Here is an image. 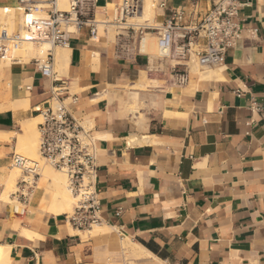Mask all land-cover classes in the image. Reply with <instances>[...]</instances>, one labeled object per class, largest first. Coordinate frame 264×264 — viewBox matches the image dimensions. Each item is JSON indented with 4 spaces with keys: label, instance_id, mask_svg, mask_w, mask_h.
<instances>
[{
    "label": "crops",
    "instance_id": "crops-1",
    "mask_svg": "<svg viewBox=\"0 0 264 264\" xmlns=\"http://www.w3.org/2000/svg\"><path fill=\"white\" fill-rule=\"evenodd\" d=\"M16 1L0 0V11ZM151 1L154 16L134 24V35L111 39L112 24L96 40L87 28L71 35L56 72L95 137L102 230L77 231L49 214L42 178L32 202H19L24 212L12 213L2 196L17 138L0 140V264H264V0H237L241 38L221 67H208L218 70L210 78L191 49L177 57L173 48L165 61L141 51L146 34L157 37L147 22L162 25L178 8L188 27L206 3ZM119 2L97 0L95 19L112 23L109 6ZM173 64L188 73L185 85L168 73ZM60 85L33 62L0 69V132L19 134ZM22 99L27 108H10Z\"/></svg>",
    "mask_w": 264,
    "mask_h": 264
},
{
    "label": "built area",
    "instance_id": "built-area-1",
    "mask_svg": "<svg viewBox=\"0 0 264 264\" xmlns=\"http://www.w3.org/2000/svg\"><path fill=\"white\" fill-rule=\"evenodd\" d=\"M204 2L207 10L199 23L182 26V14L174 9L172 16L162 25L144 26L156 33L159 58L165 61L175 48L177 57H184L191 49L200 67H221L226 52L241 38L242 27L237 16V0H193ZM163 8L165 0H156ZM97 0H67V9H57V0H17L13 10L19 15L16 31L0 29V61L22 64L14 52L26 43H48L46 58H32L37 72L51 83H60L50 88V97L43 105L33 107L40 121L38 132V153L43 162L65 175L67 189L75 203L70 213L64 214L65 221L75 230H91L103 223L102 209L97 196L98 173L97 150L92 128L87 120L76 113L78 97L68 92L63 82L56 79L53 48L67 47L69 38L80 29L87 28L90 39L98 38V27L112 24L119 28L117 39L126 38L123 32L131 31L127 20L140 14L142 0H120L111 10L112 23L95 19ZM45 7V8H43ZM8 8L2 9L4 13ZM139 27H137L138 29ZM142 33V31H139ZM130 39L133 38L130 36ZM201 41L203 44H201ZM201 44V48L198 46ZM193 47V48H192ZM182 65H168V73L177 85L188 82V73ZM29 89V87H27ZM11 167L20 171V176L11 196L23 204L28 203L34 192L39 175V162L29 160L15 152L11 155ZM118 214V213H117Z\"/></svg>",
    "mask_w": 264,
    "mask_h": 264
},
{
    "label": "bare ground",
    "instance_id": "bare-ground-1",
    "mask_svg": "<svg viewBox=\"0 0 264 264\" xmlns=\"http://www.w3.org/2000/svg\"><path fill=\"white\" fill-rule=\"evenodd\" d=\"M66 1L67 0H57V9L65 10L66 3H67ZM2 8H4V7H2ZM43 8H45V7H43ZM6 12H9L6 19H3L2 16L0 15V20H4V22L6 20L12 29L14 27L15 10L9 8L6 10ZM1 13L6 14L3 12V10H1ZM152 15H153V3H152V1L151 0H144L142 15L138 14V15H135V16L129 18L127 20L126 24L127 25L137 24V26L138 25L143 26L141 23L145 22L146 20L151 19ZM147 23H146V26H147ZM151 24H153V23H151ZM7 27H9V26H7ZM49 48H50V45L46 42L40 43V44H34V43L30 42V43H26V44L22 45V47H20L17 51L14 52V54L19 56L17 58H19L20 61H23L24 59L28 61L32 58L41 57L42 55H44V53L46 51L49 50ZM157 49H158V47L155 44L154 38H152L149 34H146L142 38L141 51L144 53H153ZM68 51L69 50L67 47H55L54 58L56 61V65L59 69V76L63 74V71L67 65V53H68ZM0 62H1L0 63V69L5 68V67L8 68L10 65L8 63V61H0ZM4 64H6V65L4 66ZM217 71L218 70L212 71L208 67H205V71L202 73V76L206 77V78H210V77L214 76ZM28 102L29 101H27V99H22V100L15 101V102L13 101L11 104H9V103L8 104H9L10 108L15 111L19 108H27ZM38 120H39V117H36V118L29 119V120H26V121L21 123L20 133L18 134L19 136L15 135L16 138L18 137L17 138L18 146H17V149H15V153L22 155L23 157H25L29 160L39 162V166H40V170H39L40 177H39V179L40 178L45 179L48 182V185L52 190V198L50 200L48 207L46 208V211L49 214H52L55 216L60 215V214H66V213L72 211L75 200H74V197L69 193V191L67 189L65 175L63 173H61L60 171L53 170L49 166H48L49 168L44 166L45 164H43V162H42L43 160L39 156L38 149H37L38 148V136H37V131H36V124L38 123ZM13 135H14V132L13 133L12 132L4 133V131L0 132V140L11 139V137ZM17 175H18V169L12 167V169L10 170V172L7 176L5 191H4L2 198H3V200H5L10 205L11 211L13 213H22V211L24 212V210H23L21 204L19 202H17L16 200H13V199L11 200L9 198V195L12 193V192L10 193V191H9L10 186L14 185V181H15ZM32 195H33V193L31 194V196L28 200V203L30 201H32V198H31V197H33ZM105 229H107V228L105 227ZM101 230H102V228L96 227V228H94L93 233H95V234L98 232L100 233ZM22 234L26 235V237H28V236L31 237L34 235L32 232H28L25 229H22Z\"/></svg>",
    "mask_w": 264,
    "mask_h": 264
},
{
    "label": "rangeland",
    "instance_id": "rangeland-1",
    "mask_svg": "<svg viewBox=\"0 0 264 264\" xmlns=\"http://www.w3.org/2000/svg\"><path fill=\"white\" fill-rule=\"evenodd\" d=\"M67 2V1H66ZM153 8H155V3H153ZM67 9V3H66V8H65V10ZM113 9V6L111 5V6H109V10L111 11ZM154 10V9H153ZM17 14V16H18V20H17V24H15L14 25V27L11 29V27H10V25L7 23V21L5 20V22H4V20H0V29L1 28H5V29H7L8 31H10V32H14V31H16L17 30V28H18V25H19V15H18V13H16L15 12V15ZM0 15L2 16V18L3 19H6V17H7V15L8 14H3V13H1V11H0ZM15 15H14V17H15ZM111 17H112V14H111ZM5 23V24H4ZM141 24H143V23H141ZM150 25L151 23L149 22V23H147V25ZM17 25V26H16ZM7 26H9V27H7ZM109 31H108V35H109V37L111 38V39H113V37L117 34V33H119L120 32V30H119V28H117V27H113V26H110L109 27V29H108ZM98 35L100 36V35H102V29L100 28V30H99V32H98ZM155 40V44L157 45V39H154ZM54 50H55V48L53 49V54H54ZM154 57H159V51H158V49L156 50V51H154L153 53H151ZM15 56L14 57H19V56H17L16 54H14ZM46 55H47V51L44 53V55H42L41 57H37V59H40V60H44L45 58H46ZM42 58V59H41ZM18 60H19V58H17ZM20 61V60H19ZM29 61V60H28ZM27 60H23V61H20V62H23V63H27L28 62ZM1 63V62H0ZM9 63V62H8ZM6 64H4V66H5ZM6 68V67H5ZM202 71H205V67L204 68H200ZM54 71L55 72H57L58 74H59V69H58V67H57V65H56V61H55V58H54ZM40 121V118H39V120H38V122ZM37 125V124H36ZM36 131H37V128H36ZM19 136L17 133H15L13 136L14 137H16V136ZM12 136V137H13ZM37 136H38V132H37ZM18 138V137H17ZM17 146H18V144H16V149H17ZM38 149V148H37ZM19 155V154H18ZM22 156V155H21ZM23 157V156H22ZM43 162V161H42ZM43 164H45L44 162H43ZM44 166H46V167H48L49 165H47V164H45ZM50 167V166H49ZM48 167V168H49ZM52 168V167H51ZM12 169V167L10 168V170ZM53 169V168H52ZM53 170H55V169H53ZM10 172V171H9ZM20 171L18 170V175H17V177H16V179H15V181H14V185H12V186H10V189H9V191H10V193L11 192H13L14 190H15V185H16V183H17V180H18V178H19V176H20ZM66 179V178H65ZM66 184H67V182H66ZM39 186H42V184L39 182V178H38V181H37V186H36V188H35V190H34V192H33V195L32 196H34V194L36 193V189H37V187H39ZM47 191H48V189H46ZM32 198V197H31ZM15 200V199H14ZM17 201V200H16ZM18 202V201H17ZM30 202H32V201H30ZM23 208V207H22ZM13 213V212H12ZM68 213H70V212H68ZM67 214V213H66ZM94 228H96V227H93L92 228V232H91V234H94L93 233V231H94ZM99 233V232H98Z\"/></svg>",
    "mask_w": 264,
    "mask_h": 264
}]
</instances>
